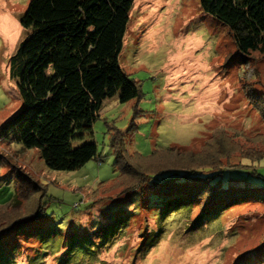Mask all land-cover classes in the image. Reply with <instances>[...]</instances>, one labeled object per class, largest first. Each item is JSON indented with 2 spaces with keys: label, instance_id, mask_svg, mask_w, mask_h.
Here are the masks:
<instances>
[{
  "label": "rangeland",
  "instance_id": "374dc122",
  "mask_svg": "<svg viewBox=\"0 0 264 264\" xmlns=\"http://www.w3.org/2000/svg\"><path fill=\"white\" fill-rule=\"evenodd\" d=\"M27 3L0 0V127L21 105L11 58L25 36ZM119 62L141 94L105 98L91 130L72 142H96L97 158L52 169L15 131L1 136V199L21 193L15 169L42 189L0 205V226L41 203L44 212L0 236V264H264V199L227 200L218 212L222 202L198 199L191 208L149 183L125 190L111 146L123 130L124 156L134 163L135 154L200 151L220 138L230 143L231 163L249 161L245 155L264 151V118L248 97L264 94V53L242 55L229 26L200 0H135ZM256 164L264 171V157Z\"/></svg>",
  "mask_w": 264,
  "mask_h": 264
},
{
  "label": "trees",
  "instance_id": "16d2710c",
  "mask_svg": "<svg viewBox=\"0 0 264 264\" xmlns=\"http://www.w3.org/2000/svg\"><path fill=\"white\" fill-rule=\"evenodd\" d=\"M134 1L28 0L20 18L25 36L11 58V76L16 78L21 105L1 125L0 140L15 131L16 141L38 148L52 169L73 170L98 157L96 142H72L91 130L105 98L118 91L121 101L141 94L139 82L119 62ZM200 5L229 26L242 55L249 56L252 50L264 53V0H200ZM248 97L264 118V94L249 92ZM125 136L116 128L111 137L117 161L123 166L122 178L129 181L125 190L149 183L160 192L179 195V201L191 208L198 199L222 202L218 212L227 200L264 199V190L257 187H264V171L256 164L264 157L262 150L245 155L249 161L235 164L227 157L231 153L227 139L219 138L221 144L216 146L211 138L200 151L167 147L147 156L135 154L132 163L124 156ZM158 158L154 168H150L152 163L144 165ZM15 173L21 193L4 199L0 195V205L9 200L19 204L18 197L42 189L40 182L25 172L15 169ZM232 178L244 182L235 185ZM43 212L41 203L10 218L0 226V236ZM153 241L155 244L157 238Z\"/></svg>",
  "mask_w": 264,
  "mask_h": 264
}]
</instances>
